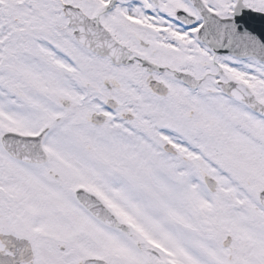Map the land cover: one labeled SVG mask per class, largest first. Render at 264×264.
<instances>
[{
  "label": "snow or ice",
  "instance_id": "6c2138e0",
  "mask_svg": "<svg viewBox=\"0 0 264 264\" xmlns=\"http://www.w3.org/2000/svg\"><path fill=\"white\" fill-rule=\"evenodd\" d=\"M0 264H264V0H0Z\"/></svg>",
  "mask_w": 264,
  "mask_h": 264
}]
</instances>
